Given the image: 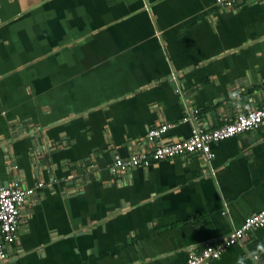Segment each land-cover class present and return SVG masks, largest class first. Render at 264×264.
<instances>
[{
    "label": "crops",
    "instance_id": "1",
    "mask_svg": "<svg viewBox=\"0 0 264 264\" xmlns=\"http://www.w3.org/2000/svg\"><path fill=\"white\" fill-rule=\"evenodd\" d=\"M262 106L264 0H0V185L43 184L0 264H184L264 208V123L209 162L110 164Z\"/></svg>",
    "mask_w": 264,
    "mask_h": 264
},
{
    "label": "built area",
    "instance_id": "2",
    "mask_svg": "<svg viewBox=\"0 0 264 264\" xmlns=\"http://www.w3.org/2000/svg\"><path fill=\"white\" fill-rule=\"evenodd\" d=\"M262 0H214L219 8L230 9L239 3H259ZM197 111L193 112L194 114ZM197 119V118H196ZM264 123V106L239 113L234 119H224L221 125L206 130L195 125L186 138L167 140L165 133L170 124H162L147 131L145 142L148 150L142 149L126 159L115 157L109 168L112 176L125 174L133 169L147 168L151 163L163 159L192 156L209 162L214 154L211 144L235 137L242 133H253ZM43 187L41 181L32 188H23L18 183L0 185V261L7 259L6 249L16 241L23 205ZM264 225V208L247 217L231 234L217 243L205 244L198 252H189L184 264H209L219 260L231 246L244 244L249 234Z\"/></svg>",
    "mask_w": 264,
    "mask_h": 264
},
{
    "label": "clouds",
    "instance_id": "3",
    "mask_svg": "<svg viewBox=\"0 0 264 264\" xmlns=\"http://www.w3.org/2000/svg\"><path fill=\"white\" fill-rule=\"evenodd\" d=\"M249 260L251 264H264V242L258 243L245 256L237 257L236 264H248Z\"/></svg>",
    "mask_w": 264,
    "mask_h": 264
}]
</instances>
